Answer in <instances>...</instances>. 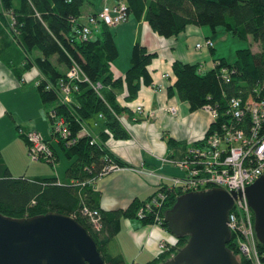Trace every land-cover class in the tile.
I'll return each mask as SVG.
<instances>
[{
    "label": "trees",
    "instance_id": "1",
    "mask_svg": "<svg viewBox=\"0 0 264 264\" xmlns=\"http://www.w3.org/2000/svg\"><path fill=\"white\" fill-rule=\"evenodd\" d=\"M111 2L114 3L113 6L105 2L101 9L83 18L84 5L94 6L93 0H0V20L8 29L9 39H12L25 55L24 71L33 67L40 71L41 80L37 89L43 109L50 119L51 130L54 119H51L50 114L56 112V116L68 123L73 131V138L77 140L70 146L60 142L61 150L71 162L65 172L67 176L62 181L52 177H13L0 152V213L13 219L45 215L51 211L71 215L87 229L91 237H94L104 264H126L122 254L114 247L120 221L125 218H137L144 225L158 224L153 216L147 219L138 217L137 211L150 197L146 200L135 198L124 209L102 210L101 193L96 189L95 180H98L102 170L112 163L121 168L129 167L125 161L106 149L105 142L110 137L119 141L129 139V134L120 121V115L126 112L127 108L119 105L117 94L125 87L128 94L126 99L130 101L136 98L141 82L148 73L147 68L157 54L149 52L140 43L134 45L130 60L132 63L127 73L124 78H115L111 73L112 65L119 56L115 33L98 18L99 14L104 6L113 8L124 4L127 7V21L130 18L136 21L144 20L163 38L178 36L192 25L208 27L213 33L222 27L224 32L234 39H252L261 46L258 52L253 51L251 47L238 49L236 60L232 63L217 59L213 65L217 66L216 70L207 72L198 64L181 61L173 63L175 83L168 88L169 94L176 92L182 101L189 103L192 112L203 109L207 104L217 108L219 117L209 128L210 133L230 120L227 111L228 98H264V0ZM84 26H88L93 33L89 39L83 41L78 30H82ZM95 29L100 32L97 34ZM208 40L211 39L205 41ZM207 49L214 51V43ZM33 52H37L39 56H33ZM74 63L81 67L89 82H77L78 88L72 94V103L62 105L58 97L59 83ZM61 66L65 67L64 71ZM222 68L230 73L229 80L223 83L217 78L218 71ZM97 82L103 85L99 94L91 85ZM47 84L53 88L47 89ZM100 122L102 129L96 134L99 140L95 139L94 134L77 138L83 125L88 127ZM25 139L27 141V137ZM93 140H96L94 144L91 143ZM168 144H173L172 139L168 140ZM165 188L162 187L161 190L168 194V202L162 210V215L166 214L182 194L180 190ZM84 207L98 210L102 226L100 231L81 214ZM161 223L168 230L167 224L164 221ZM188 241L189 236L177 238L175 245L169 244L156 259L146 264H163L175 256L180 248L186 246ZM227 248L239 263L253 264L239 252L235 236H232ZM258 248L264 262V245L258 242Z\"/></svg>",
    "mask_w": 264,
    "mask_h": 264
},
{
    "label": "crops",
    "instance_id": "2",
    "mask_svg": "<svg viewBox=\"0 0 264 264\" xmlns=\"http://www.w3.org/2000/svg\"><path fill=\"white\" fill-rule=\"evenodd\" d=\"M110 1L93 0L94 6L84 5L82 17L85 18L101 9L105 2L113 6L114 3ZM111 29L114 30L119 51L118 59L114 61L115 66L111 68L115 78H124L127 73L131 66L130 57L134 45L140 43L146 50L156 53L157 56L148 66V73L141 82L136 98L128 101L125 87L117 94L119 105L127 108V111L120 115V121L128 132L129 139L119 141L110 137L105 144L110 153L125 161L129 167L113 170L96 180V189L101 193V208L107 211L127 208L135 198L146 200L153 196L167 183V181L162 182L160 176L173 178L183 176L181 169L176 167L177 161L183 158L190 146L207 135L213 119L204 109L192 112L189 103L182 101L176 92L173 95L169 94L168 88L175 83L172 65L175 61H181L198 64L206 70L205 72L212 70L217 59L228 61L219 39L223 37L224 40L229 41L227 37H230L229 34L224 33L223 29H217L213 33L208 27L192 25L182 34L168 39L159 36L144 20L136 21L133 18ZM99 32L100 30H96L97 34ZM9 37L7 27L0 20V151L13 177L34 179L32 176L34 174L36 178H47V175L34 173L28 164L29 146L25 139L26 133L39 132L41 137H44L43 140L49 142L53 148L57 160H59V152L54 141L59 147L60 141L54 140L52 136L41 99L40 106L38 102L35 107L38 109L36 126L31 129L25 124L26 122L18 124L16 121L17 113L21 112L20 105L26 103L27 99L31 101L33 97L31 90L38 88L35 82L41 74L37 67L24 71L25 55ZM206 39L213 41L214 51L206 47L197 48V44L204 43ZM231 43L235 42L231 41ZM122 48H125L128 59L120 58L123 53ZM32 55L39 56L37 52H33ZM61 68L64 71L65 67L61 66ZM142 106L144 112L141 114L137 108ZM174 107L176 111L172 114L168 109ZM15 123L20 127L19 134L15 130L17 127ZM99 124L86 126L90 134L95 135L96 140H99L96 135L99 133ZM169 139L173 141L170 146ZM11 150H14L16 154L10 153ZM137 168L150 170L156 175H142L134 170ZM59 176L58 179L62 181L67 173L63 176L59 174ZM119 225L114 247L122 254L126 264H146L156 259L162 252L160 244H173L176 238L162 225H144L137 218H125ZM120 235L122 241H119ZM136 246L140 247L139 251L133 248Z\"/></svg>",
    "mask_w": 264,
    "mask_h": 264
},
{
    "label": "built area",
    "instance_id": "3",
    "mask_svg": "<svg viewBox=\"0 0 264 264\" xmlns=\"http://www.w3.org/2000/svg\"><path fill=\"white\" fill-rule=\"evenodd\" d=\"M127 17V7L124 4H118L113 8L104 6L98 18L108 26L115 27L126 22ZM91 21L94 22L93 19ZM78 31L83 41L89 39L93 33V30L88 26H84L82 30ZM212 46L211 40L205 41L204 44H197L199 49ZM216 67L213 66L212 69L216 70ZM229 76L230 73L227 72V69L222 68L221 71H218L217 78L223 83L229 80ZM40 80L39 76L35 82L36 87L40 84ZM81 81L89 82V79L83 74L81 67L74 63V66L67 70L66 77L59 83L58 97L62 105L72 103V94L78 88L76 83ZM91 85L98 94L103 87L100 82ZM46 87L47 89L53 88L50 84H47ZM203 109L211 114L213 122L217 121L219 117L217 108L207 104ZM168 110L174 114L176 108ZM137 111L142 114L143 106L138 107ZM227 111L230 120L222 123L218 130H213L201 141L190 146L183 159L176 163V166L184 173L183 176L177 178L160 176V180L167 181L162 186L166 187L165 189H177L182 194L210 191L212 188H223L230 195L235 192L237 197L228 217L229 230L232 236H235L239 252L244 258L253 264H264L258 248L259 240L255 230L254 212L246 195L248 186L264 176V98L250 96L244 100L240 96H232L228 98ZM56 114V112L50 114L51 119H54L52 130L55 139L64 142L66 146L75 144L77 140L73 138V131L68 123ZM99 117L102 118L101 115ZM81 129L77 138L90 134L86 125H83ZM26 137L29 142L28 153L32 161L55 165V152L49 142L43 140L39 132L29 131L26 133ZM95 141L93 140L91 143L94 144ZM120 169L123 168L112 163L102 170L97 179L113 170ZM134 170L142 175H156L152 171L142 168ZM162 187L137 211L139 219L153 216L156 223L162 225L161 221H164L165 217L162 215V210L165 209L168 202V194L161 190ZM81 214L89 219L97 231L102 229L98 210L84 207ZM176 243L177 239L171 245ZM167 246L161 243L160 249L164 251Z\"/></svg>",
    "mask_w": 264,
    "mask_h": 264
},
{
    "label": "water",
    "instance_id": "4",
    "mask_svg": "<svg viewBox=\"0 0 264 264\" xmlns=\"http://www.w3.org/2000/svg\"><path fill=\"white\" fill-rule=\"evenodd\" d=\"M246 195L264 245V176L248 186ZM236 197L223 188L179 195L164 223L176 238L189 236V241L163 264H241L227 248ZM0 264H104V259L94 237L71 215L51 211L13 219L0 213Z\"/></svg>",
    "mask_w": 264,
    "mask_h": 264
},
{
    "label": "rangeland",
    "instance_id": "5",
    "mask_svg": "<svg viewBox=\"0 0 264 264\" xmlns=\"http://www.w3.org/2000/svg\"><path fill=\"white\" fill-rule=\"evenodd\" d=\"M217 29H223V28L219 27ZM227 38H229V41H227L226 39L224 40L223 37H222V38L219 39V42L220 41L222 42V44H223L222 45L223 46L222 50L227 55V59H228V61L230 63H232V62H234L236 60L235 54H236V51L238 49H247L248 47H251L252 50L255 51V52H258L261 49V46L259 44L254 43L252 41V39L239 40V39L232 38L231 35H230V37H227ZM231 41H233L235 43H231ZM128 46H130V44H128ZM121 50L123 51V53H122V56L120 58H123V59L127 58L128 59V55L126 54L125 48H122ZM132 52H133V50H132ZM131 56H132V54H131ZM130 59H131V57H130ZM131 63H132V61H131ZM114 66H115V62L113 63L112 67L114 68ZM61 70H63V68H61ZM32 91H33V95H32L33 97L32 98L30 97L31 101L27 99L26 103H22V105H20L21 112L17 113V115H16V117H17L16 121H18V124L26 122L25 124L27 126H29L28 128H31V129L33 128V126H36L37 123H38V120H37L38 109L35 108V107H36V104L38 102H39V106H40V99H41L40 96H39L38 89L34 88V89L31 90V92ZM41 102H42V100H41ZM47 123H48L49 127H51L49 119H48ZM16 126H17V123H15V127ZM100 127H102V123L101 122L99 124L98 131H100ZM15 130H16V132L18 131V126L16 127ZM18 134H19V131H18ZM49 136H50V132H49L48 137ZM53 138L55 140V137H53ZM22 142H24V141H22ZM22 142H21L22 147H24ZM54 144L57 145L58 152H59V160H57L55 162L56 163L55 165H53L51 163L36 162V161L34 162V161H32L31 157L29 156V153L27 152L28 153V164L31 166V170L34 173L38 172L39 174L47 175V177L50 176L52 178H57V179L60 177L59 174L61 176H63V174L65 175L66 169L68 168V166L70 165L71 162H70L69 159H67V157L65 156L64 152L61 150V148L59 147V145H58V143L56 141H54ZM28 146H29V144H28ZM10 153L16 154L14 150H11ZM3 159H4V157H3ZM20 162H22V161H20ZM176 167H178V166H176ZM24 168H25V165H24ZM32 176L34 177V179L36 178L34 174ZM26 178H28V177H26ZM62 179L64 180V178H62ZM155 225H161V224H155ZM121 239H122V236L120 235L119 236V241H122ZM123 239H124V237H123ZM133 248L136 251L140 250L139 246H136V247H133ZM134 253H135V251H134Z\"/></svg>",
    "mask_w": 264,
    "mask_h": 264
},
{
    "label": "clouds",
    "instance_id": "6",
    "mask_svg": "<svg viewBox=\"0 0 264 264\" xmlns=\"http://www.w3.org/2000/svg\"><path fill=\"white\" fill-rule=\"evenodd\" d=\"M182 195V194H181Z\"/></svg>",
    "mask_w": 264,
    "mask_h": 264
}]
</instances>
